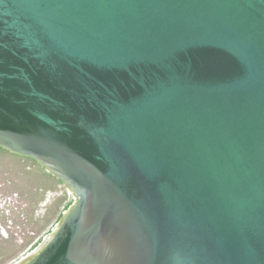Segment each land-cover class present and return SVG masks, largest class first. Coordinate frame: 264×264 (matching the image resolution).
<instances>
[{"label": "water", "instance_id": "1", "mask_svg": "<svg viewBox=\"0 0 264 264\" xmlns=\"http://www.w3.org/2000/svg\"><path fill=\"white\" fill-rule=\"evenodd\" d=\"M0 147L69 195L12 264H264V0H0Z\"/></svg>", "mask_w": 264, "mask_h": 264}, {"label": "rangeland", "instance_id": "2", "mask_svg": "<svg viewBox=\"0 0 264 264\" xmlns=\"http://www.w3.org/2000/svg\"><path fill=\"white\" fill-rule=\"evenodd\" d=\"M68 198L64 182L35 158L0 147V264L30 250Z\"/></svg>", "mask_w": 264, "mask_h": 264}]
</instances>
